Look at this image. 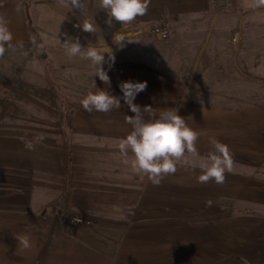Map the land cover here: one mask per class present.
<instances>
[{
  "label": "rangeland",
  "instance_id": "obj_1",
  "mask_svg": "<svg viewBox=\"0 0 264 264\" xmlns=\"http://www.w3.org/2000/svg\"><path fill=\"white\" fill-rule=\"evenodd\" d=\"M82 3L85 10L81 13L79 9L71 11L58 4L57 0H25L30 40L27 45L8 49L0 58V134L31 139L44 134L46 139L37 144L39 152L50 145L49 153L52 152L47 151L46 158L65 162L67 197H70L67 188L71 165L76 161L86 165L80 171L85 187L80 184L76 188L85 195L79 203L85 211L67 210L62 214L59 209L62 217L56 223L59 234L81 242L80 249L62 247L57 254L65 259H81V264H95L96 259L97 264L108 261L111 264H237L232 251L236 240L227 233L229 227L215 232L213 227L217 225L211 219L204 220L208 224L200 227L202 219H195L198 217L195 208L201 204L195 199L192 203L186 202L184 191L169 186V175L159 186H154L147 177L141 184V177L132 199L121 201L120 192L112 203L99 205L96 211L88 208L89 162L97 166L98 182L107 185H99L98 192L111 191L115 195L126 188V164L118 144L132 131L125 115L135 114L124 100L120 101L121 109L110 113L85 111L81 100L90 91L95 92L92 90L95 82L104 86L94 75L99 66L79 56L69 58L60 41L78 38L84 47L112 54L114 62L105 53L106 63L102 66L110 81L128 78L132 82H146V89L138 93L139 105L151 106L157 117L162 111L175 108L180 116L184 113L185 118L190 116L185 111L188 107L169 105L175 94L169 90L170 76L163 73L186 66L196 69L197 74L191 75L194 88L176 92L177 99L194 101V121L201 115L223 119L226 132L239 138L231 154L237 153L242 163L249 164L257 162L259 154H255V147L259 153L264 140V7H252L248 1L226 0L224 6L209 8L197 16H167L171 14L167 10L164 17L154 9L131 23L122 25L113 20L109 26L106 12L99 7L100 0H82ZM86 22L97 24L96 33L83 31L80 25ZM158 26L169 29L166 39H158L151 33ZM158 69L161 75H156ZM157 77L160 90L156 88ZM184 77L175 76L177 80ZM196 101L207 106H196ZM141 111L149 119V114ZM243 113L249 114L253 121L245 120ZM231 120L232 130L228 131ZM186 124L199 133L196 148L201 155L205 136L200 129L204 124ZM53 170L48 166L46 172L50 177L54 176ZM223 203L226 212L235 211L230 199ZM55 207L52 204L49 210L53 212ZM36 210L41 221L46 222L44 216L48 209ZM73 219L81 223H74ZM195 222L199 224L194 225ZM8 224L0 220V264H9L19 251L10 249ZM217 242H222L221 246L227 242L230 250H213ZM27 253L19 257L20 261L34 264L32 259L40 252Z\"/></svg>",
  "mask_w": 264,
  "mask_h": 264
},
{
  "label": "crops",
  "instance_id": "obj_2",
  "mask_svg": "<svg viewBox=\"0 0 264 264\" xmlns=\"http://www.w3.org/2000/svg\"><path fill=\"white\" fill-rule=\"evenodd\" d=\"M211 1L212 0H151L148 11H154V9H156L157 12H160V15H164V17L165 14L167 15V10L171 13L167 16H197L203 12L209 11ZM237 1L251 2V0ZM18 3H20V0H0V16H3L8 22V28L13 35L12 44L14 47L27 45L30 40V20L26 10L25 0H22L23 7L19 11H17ZM214 40L215 39H213V41ZM195 71L197 70L191 67L187 68L186 66L185 68H172L169 69L168 72L163 73L164 75L170 76L169 90L175 94L174 97H171L173 100L169 102V105L172 107H188L185 111L191 114L186 117L188 119L185 118V113L184 116L182 115L185 121L190 124L194 122L204 124L201 126V129L199 128L200 133H203L205 136V140H202L201 144V148L203 149L201 156H206L213 150L209 142L211 138H216L221 143L226 144L230 151L236 147L234 143L239 138H234L232 135L234 133L232 132H226L223 119L211 118L208 115L198 116V114H196L198 119L194 121V117L192 116L194 106L192 104L193 100L177 99L176 92H180L181 90H192L194 88L191 75L197 74ZM151 73L155 75L154 71ZM200 73H203V71ZM121 74L125 73L121 72ZM126 74H129L127 69ZM161 74L162 72H160L159 69L156 70V75ZM177 75H183L185 77L177 80L175 78ZM119 81L120 82L110 81L111 86L109 88H107V85L101 86L95 82L94 86H92V90L97 91V88L107 90L111 92L112 95L121 97L122 101L123 93L119 85L121 82L129 81V79H121ZM156 85V88L160 90L159 77L156 79ZM138 95L139 94H137L135 98L137 101L134 103L139 105L141 102L138 101ZM196 102V106H207L202 102ZM243 114L245 120L248 119L249 122L253 121V118H251L249 114ZM232 120L229 121L230 127H228V131L232 130ZM196 130H198V128ZM22 138L31 139L28 136L0 134V220L1 222H9L7 234L10 236V249L14 251L19 250L17 253L18 255L16 254V259L11 258L9 264H29V262H25L26 260L21 262L19 257L28 255L29 253L27 252L30 250H37V252H40L39 255L32 259L33 263L35 262L34 264H81V259H65L60 254H57L59 248L68 246L77 247L78 251L81 242L73 237L59 234L57 229L58 225H56V223H60L59 218L61 214H58L59 209L62 214L67 210L85 211L79 205L80 202L84 201L82 197L85 195L81 192V189L76 188H79L77 186H80V184L85 187L80 179V171H82V167H86V165L80 164V162L77 161L71 165V174L69 175L71 181L67 188L70 197H67L64 191L66 190L65 181L68 174L65 173L64 177L63 171L66 170L67 166L63 159H61V162H57V160L49 161L50 158H46V156L52 152L49 153L51 149L50 145H48L44 151L41 149L42 152H39L40 148L37 144L34 150H26ZM261 145L259 153L256 151L255 147V154H259V158L255 163L250 161L249 164L251 165L242 163V161L237 158V153H232L233 169L230 173H225L226 179L221 185L216 184L214 180L203 184L199 183L197 179V177L201 175L199 168H192L190 166L180 165L175 174L169 175V186L184 191L186 202L192 203L195 199V202L201 204L200 207L195 208L200 211V213L198 211L196 212L198 217L195 218L202 219L200 227H204V225L208 224L205 222H210L209 219L214 220L215 222L213 223L217 225L213 227V229H217H215V232L217 231L219 233L224 227H229L227 233L231 234L234 240H236V242L232 244V251L237 264H264V140L261 142ZM233 151L235 150L233 149ZM40 156H42V158ZM48 163H50V165ZM42 166H44L45 172L48 171V166L54 168L52 172L54 176L50 177L47 172L42 174ZM87 167V186L89 188L88 208H94V211L102 205H107L117 200L120 192L123 195L122 200L120 199L121 201L125 202L130 197V199H132L136 191L135 188L139 186L141 177H143L141 184H144V179L147 177L134 173L128 164L125 165L126 174H124V176L126 180L124 186L126 188L113 195L111 191H97L99 185H107L104 182L103 184L102 182H98L96 164H91L89 162ZM104 172H107V170L105 169ZM65 198H68V201H64ZM226 199L232 201V209L235 210L232 214L229 211L226 212L225 205H222ZM208 200L212 201L211 207L206 206V201ZM52 204L56 205L53 212L49 210V206L51 208ZM235 205H238L239 208H236ZM42 207L49 210H47L44 216L47 220L46 222L41 221V218L37 215L36 208ZM237 209L239 211H236ZM187 210L189 212V209ZM187 214L188 213H186V215ZM204 220L206 221L204 222ZM193 224L198 225L199 223L195 222ZM224 235H226V233ZM25 236L30 241L29 248H24L16 239V237L22 238ZM221 245L222 242H217L216 247L212 249L218 251L230 250L227 242L224 246ZM22 251L26 254L22 253ZM31 256H33V254H31ZM17 259L18 261L16 262ZM94 261L98 262L97 259ZM97 262H95V264H97ZM111 263L110 261L107 262V264ZM117 263L118 262L115 264ZM104 264H106V262Z\"/></svg>",
  "mask_w": 264,
  "mask_h": 264
},
{
  "label": "clouds",
  "instance_id": "obj_3",
  "mask_svg": "<svg viewBox=\"0 0 264 264\" xmlns=\"http://www.w3.org/2000/svg\"><path fill=\"white\" fill-rule=\"evenodd\" d=\"M150 2L151 0H100L99 7L106 12L108 17L106 23L109 26L112 25L113 20L123 25L131 23L138 16H144ZM57 3L71 11L79 9L82 13L85 10L82 0H57ZM250 6L264 7V0H251ZM22 7L23 3L20 0L17 11ZM80 26L84 32L96 33L97 24L93 22H86ZM12 40L13 35L8 28V22L0 16V58L4 57L8 49L14 47ZM122 41H124L123 37H121ZM60 43L69 58L79 56L90 60L93 65H98L94 75L98 76L107 88L111 86L110 77L102 67L106 63L107 51L84 47L78 38L68 37ZM114 59V56L109 54V60L114 62ZM119 87L123 93L122 99L135 115H125V122L132 126V131L119 141L118 150L124 158L123 162L126 165L130 164L134 173L147 176L154 186H159L166 176L175 174L178 166L183 165L199 168L201 172L197 177L199 183L214 180L216 184L221 185L225 182V173H230L233 169L232 155L226 144L211 138L209 142L213 150L206 156H201L196 148L199 133L186 124L185 118L178 114L177 108L162 111L157 117L151 106L141 107L134 103L137 94L146 89V82L124 81ZM120 101L121 97L97 88V91H90L81 100V105L88 113L93 111L110 113L113 109H121ZM141 109L149 114V119H145ZM45 139V135L41 133L32 139L22 138V142L26 150L32 151L36 144L42 143ZM129 153H131L130 158ZM206 206L211 207L212 201H206ZM73 222L81 223L76 219H73ZM16 239L24 248L30 247V241L26 236Z\"/></svg>",
  "mask_w": 264,
  "mask_h": 264
},
{
  "label": "built area",
  "instance_id": "obj_4",
  "mask_svg": "<svg viewBox=\"0 0 264 264\" xmlns=\"http://www.w3.org/2000/svg\"><path fill=\"white\" fill-rule=\"evenodd\" d=\"M226 0H212L210 2V8L211 9H215L217 6H224ZM151 33L156 36V38L158 39H166L168 37L169 34V29L166 26H158V27H154L151 30Z\"/></svg>",
  "mask_w": 264,
  "mask_h": 264
},
{
  "label": "trees",
  "instance_id": "obj_5",
  "mask_svg": "<svg viewBox=\"0 0 264 264\" xmlns=\"http://www.w3.org/2000/svg\"><path fill=\"white\" fill-rule=\"evenodd\" d=\"M247 264V263H246Z\"/></svg>",
  "mask_w": 264,
  "mask_h": 264
}]
</instances>
